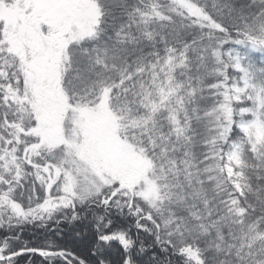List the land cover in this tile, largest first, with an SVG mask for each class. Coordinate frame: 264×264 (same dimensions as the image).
Here are the masks:
<instances>
[{
    "label": "snow or ice",
    "instance_id": "snow-or-ice-1",
    "mask_svg": "<svg viewBox=\"0 0 264 264\" xmlns=\"http://www.w3.org/2000/svg\"><path fill=\"white\" fill-rule=\"evenodd\" d=\"M0 264H264V0H0Z\"/></svg>",
    "mask_w": 264,
    "mask_h": 264
}]
</instances>
